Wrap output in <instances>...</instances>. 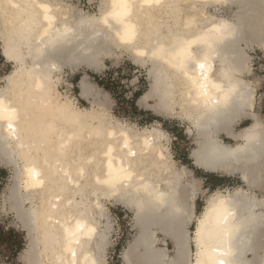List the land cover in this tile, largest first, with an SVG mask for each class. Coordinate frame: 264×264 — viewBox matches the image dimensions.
<instances>
[{
    "label": "bare ground",
    "instance_id": "6f19581e",
    "mask_svg": "<svg viewBox=\"0 0 264 264\" xmlns=\"http://www.w3.org/2000/svg\"><path fill=\"white\" fill-rule=\"evenodd\" d=\"M103 4L90 17L58 0H0L3 55L16 64L0 89V164L21 181L13 207L31 238V264H106L101 198L134 212L127 264H264V122L244 79L247 49L264 45V0ZM113 46L150 63L151 89L139 102L190 124L194 165L239 175L244 187L215 191L197 215L198 180L189 183L192 172L176 167L160 126L134 131L62 98L64 69L100 72V56ZM85 78L81 96L103 107Z\"/></svg>",
    "mask_w": 264,
    "mask_h": 264
},
{
    "label": "rangeland",
    "instance_id": "374dc122",
    "mask_svg": "<svg viewBox=\"0 0 264 264\" xmlns=\"http://www.w3.org/2000/svg\"><path fill=\"white\" fill-rule=\"evenodd\" d=\"M58 1L62 2L65 6H70L71 9L77 12H81L82 14L80 13V15L90 17H99L101 7L104 6L103 0ZM209 11L211 13L214 12L213 9ZM227 14L229 13L226 10H222V16H228ZM74 17L75 19H79L80 16L76 14ZM262 34L264 35V28ZM253 48V51L247 49L248 55L251 56V71L244 76V79H247L253 88L255 94L254 110L264 122V45H255ZM132 54L133 51L129 50L128 47L119 48L113 46L110 54L100 56V60L102 58L101 62L104 65L100 72H94L86 67L75 69L66 67L63 74L60 75L62 80L60 79L58 84L59 92L63 99L69 98L77 108L90 111L93 107L91 111L95 109L98 112L105 113V121L107 123H122L131 127L134 131L160 126L159 128L163 129L170 138L169 143L166 141L164 143L169 146L176 167L181 168L185 166L192 172L193 175L191 174L187 178L189 183H192L194 178L198 180L196 187L200 191L195 203V210L196 214L200 215L207 200H209L215 191L225 192L229 187L232 190L238 186L244 187V184L239 175L229 177L219 173L209 174L194 165L190 157L191 151L196 146L194 133L186 120L176 116L178 113L175 112V116L172 117L160 116L154 113L146 104L141 105L139 102L140 98L151 89L152 79H150L149 75L151 65L149 62L144 63V60L138 62L135 56H133L134 54ZM15 67V62L9 61L3 55V43L0 40V89L6 85L5 77L11 74L15 70ZM84 78L95 88L97 92L96 98H98L97 103L103 104V107L98 106V104H92L94 100L96 101L94 97L91 96L86 99L81 96L80 83ZM150 104L154 105L155 102H151ZM250 123L249 119L243 120L237 124L235 130L240 132L249 126ZM221 136L227 144H235V141L232 139L225 135ZM2 169L7 172V175L4 178L0 176V232L2 233V238H4L0 240V264H31L29 257L31 238L29 232L23 226L18 211L13 207L15 204L13 195L18 191L17 185L20 184L18 186H21V181L17 179L14 172L15 169L12 166L4 167V165L0 164V170ZM207 177H213V180L211 179L213 184L225 181L229 185L223 186L220 189L214 188L210 185L212 182L206 181ZM16 182H18L17 185ZM260 196L263 197L264 194H260ZM101 201L107 215L102 218V225H108L110 230L106 244L107 250L104 253L106 256L103 255V260L106 264H127L123 257L124 253L133 243L138 233L135 228L134 212L113 199L101 198ZM195 225L193 224L190 227L192 233ZM9 230H14L17 233V243L7 241L3 237V234L5 236V233ZM159 237V246H163V248L167 247L170 255H172L171 257H173L174 246L172 243L163 236ZM195 252V247L192 246V253L194 254Z\"/></svg>",
    "mask_w": 264,
    "mask_h": 264
},
{
    "label": "trees",
    "instance_id": "16d2710c",
    "mask_svg": "<svg viewBox=\"0 0 264 264\" xmlns=\"http://www.w3.org/2000/svg\"><path fill=\"white\" fill-rule=\"evenodd\" d=\"M7 175V172L5 170H0V176H2L3 178ZM1 188V187H0ZM7 234V236H6ZM17 233H15L14 230H9L8 232L5 233V236L3 234V237H5V239H7V241H10L12 243H17V239H16V235ZM4 238H2V233L0 232V240H3Z\"/></svg>",
    "mask_w": 264,
    "mask_h": 264
},
{
    "label": "crops",
    "instance_id": "0c3cea01",
    "mask_svg": "<svg viewBox=\"0 0 264 264\" xmlns=\"http://www.w3.org/2000/svg\"><path fill=\"white\" fill-rule=\"evenodd\" d=\"M254 108H255V104H254ZM204 172H206V171H204ZM209 174H214V173H209ZM211 179L213 180V177H207L206 181H209L211 183L212 182ZM210 185L212 187H214V188H219L220 189L221 187L226 186V185H229V184H226V182L224 181V182H220L218 184L217 183L216 184L215 183L213 184V182H212V184H210ZM228 189H231V188L229 187Z\"/></svg>",
    "mask_w": 264,
    "mask_h": 264
}]
</instances>
